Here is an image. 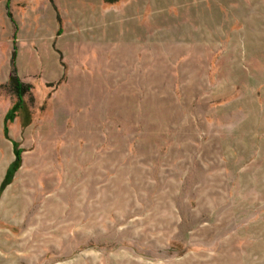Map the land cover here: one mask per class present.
Here are the masks:
<instances>
[{"label": "rangeland", "instance_id": "374dc122", "mask_svg": "<svg viewBox=\"0 0 264 264\" xmlns=\"http://www.w3.org/2000/svg\"><path fill=\"white\" fill-rule=\"evenodd\" d=\"M9 1L0 264H264V0Z\"/></svg>", "mask_w": 264, "mask_h": 264}, {"label": "trees", "instance_id": "16d2710c", "mask_svg": "<svg viewBox=\"0 0 264 264\" xmlns=\"http://www.w3.org/2000/svg\"><path fill=\"white\" fill-rule=\"evenodd\" d=\"M60 31V30H59ZM58 31V32H59ZM8 83L12 86L14 93L16 95V99L18 101V105L12 107L6 115L4 116V124H3V133L7 136L8 127L6 122L8 123L13 121V118L19 110L22 109L23 106V97L24 95L30 91V87L24 83H22L19 78L17 77V70H16V63H15V53L13 52L12 57L10 59V74ZM13 152H14V161L6 168L5 175L0 183V194L4 190V188L9 185L12 181L13 173L19 168L20 166V154L21 150L18 149L16 144H13Z\"/></svg>", "mask_w": 264, "mask_h": 264}, {"label": "crops", "instance_id": "0c3cea01", "mask_svg": "<svg viewBox=\"0 0 264 264\" xmlns=\"http://www.w3.org/2000/svg\"><path fill=\"white\" fill-rule=\"evenodd\" d=\"M6 3H7V0H0V13H1L0 14V16H1L0 20H2V24L5 27V36L4 37H5V40L7 41L13 35H15L14 37H16L17 34H19V31L21 29L19 28L20 25L17 27V24H16V22L14 20L11 21V19L7 18V16H6ZM9 5H11V7H12L11 0L9 1ZM2 32H4V31H3V29L0 26V34ZM10 48H11V46L9 47V45H8V49H10ZM4 55H5V57H7L8 56V51H5ZM18 57L19 56H17V58Z\"/></svg>", "mask_w": 264, "mask_h": 264}]
</instances>
